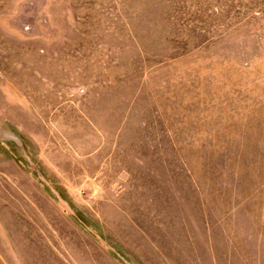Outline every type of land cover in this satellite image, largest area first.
Masks as SVG:
<instances>
[{"label":"rangeland","instance_id":"obj_1","mask_svg":"<svg viewBox=\"0 0 264 264\" xmlns=\"http://www.w3.org/2000/svg\"><path fill=\"white\" fill-rule=\"evenodd\" d=\"M0 264H264V0H0Z\"/></svg>","mask_w":264,"mask_h":264}]
</instances>
